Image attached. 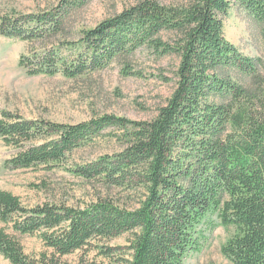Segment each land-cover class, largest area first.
<instances>
[{"label": "trees", "instance_id": "trees-1", "mask_svg": "<svg viewBox=\"0 0 264 264\" xmlns=\"http://www.w3.org/2000/svg\"><path fill=\"white\" fill-rule=\"evenodd\" d=\"M89 1L0 16L4 38L50 40L19 57L26 75L74 79L119 59L124 75H137L129 58L144 50L177 59L174 87L148 120L102 114L66 124L2 111L0 140L12 149L4 168H62L126 191L130 202L99 192L84 206L28 208L0 190V255L10 264H61L65 255L96 249L119 264H184L222 226L233 230L220 247L231 264H264V92L250 88L260 84L261 61L240 53L223 23L237 5L260 23L264 40V0H131L75 37L63 35ZM104 133L118 151L70 160ZM22 235H37L45 250L27 255ZM121 236L124 246L105 243Z\"/></svg>", "mask_w": 264, "mask_h": 264}, {"label": "rangeland", "instance_id": "rangeland-1", "mask_svg": "<svg viewBox=\"0 0 264 264\" xmlns=\"http://www.w3.org/2000/svg\"><path fill=\"white\" fill-rule=\"evenodd\" d=\"M57 2L58 0H0V16L11 12L44 11ZM130 2L131 0H91L71 16L63 35L75 37L80 30L92 28L99 21L121 11ZM223 23L225 38L240 53L260 59V84L251 83L250 88L264 92V40L260 23L237 5L230 7ZM51 42L56 43L54 38ZM44 44L50 46V40ZM45 45L0 36V113L9 111L26 119L66 124L88 121L102 114H113L131 120H148L164 104L174 87L177 59L170 56L155 58L144 50L129 58L137 75L123 74L122 59L115 60L104 69L74 79L61 75H26L18 64L19 57L29 50H41ZM105 134L74 151L70 160L82 163L118 151L119 144ZM11 153L12 149L0 140V190L18 196L23 206L30 208L43 203L84 206L99 192L112 195L122 203L130 202L126 198L128 192L84 181L62 168H4L2 163ZM232 233V228L215 227L207 234L203 248L198 252H190L184 264H231L222 255L220 247ZM19 240L29 256H36L45 250L37 235H22ZM105 243L124 246L126 236ZM113 259L104 258L96 249H91L65 255L61 258V264H119L115 261L116 257ZM0 264L10 263L0 255Z\"/></svg>", "mask_w": 264, "mask_h": 264}]
</instances>
